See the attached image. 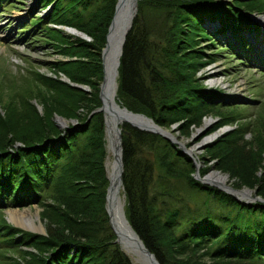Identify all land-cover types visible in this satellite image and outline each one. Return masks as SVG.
Returning <instances> with one entry per match:
<instances>
[{
  "label": "trees",
  "instance_id": "1",
  "mask_svg": "<svg viewBox=\"0 0 264 264\" xmlns=\"http://www.w3.org/2000/svg\"><path fill=\"white\" fill-rule=\"evenodd\" d=\"M36 1L46 12L25 30L63 55L47 66L90 90L29 70L26 83H36V98L46 102L49 96L40 90L54 91L53 105L45 103L40 113L24 98L14 109L0 101V257L8 264H135L110 225L106 126L103 112L93 113L102 106V51L118 0ZM255 12H264V0L138 1L120 57L117 102L163 128L178 124L185 134L217 112L219 126L235 128L208 143L210 157L201 158L215 160L213 166L234 179V188L252 189L261 198L240 200L201 182L195 178L196 155L124 123L126 217L161 264H264V116L253 122L246 120L245 108L224 110L225 94L199 75L219 34L234 39L225 50L248 58L245 49L252 50L253 41L247 31L255 30ZM212 23L219 24L216 31ZM57 115L76 122L61 127ZM247 131L252 142L244 137ZM206 171L199 168L201 176ZM33 203L43 207L46 233L4 218L5 206ZM11 250L20 256H7Z\"/></svg>",
  "mask_w": 264,
  "mask_h": 264
},
{
  "label": "rangeland",
  "instance_id": "2",
  "mask_svg": "<svg viewBox=\"0 0 264 264\" xmlns=\"http://www.w3.org/2000/svg\"><path fill=\"white\" fill-rule=\"evenodd\" d=\"M45 12L46 10L43 11V7L39 6L36 0H0V101L9 109L20 107L19 100L20 98H24L29 100L40 113H43L45 103L53 105L52 101L58 97V95H54V91L50 92L49 90L42 89L40 93L49 96L47 101H43V98H36V93H38L36 83L33 81L26 83V75L29 70L41 72L46 76L58 79L61 82L63 81V83L80 87L82 90H90L87 85L74 83L63 73L57 72L54 68L47 66V62L57 58H64L63 55L50 44L43 42V39L39 35H33L31 29L26 28L25 30L24 27L31 24L30 22L34 16L38 13L42 15ZM251 18V21L256 26L254 27L255 30L247 31V34L250 33L248 35L249 40L253 41L254 44L253 50H249L250 47L245 49L248 50L245 53L248 55L249 60L247 59L244 62L243 55H236L233 52L234 50H225L223 45L229 44V40L234 41V39L230 34H226L228 32L225 33L226 36L219 34L217 37L220 41L215 39L216 45L211 46V50H206V53L211 52L213 55L205 58L208 63L202 67L199 75L204 76V82L209 88L222 90V93L225 94L228 106L223 108L224 110L228 107L240 106L245 108L242 112L247 114L246 120H253V122L255 120L256 122L264 116V12L252 13ZM89 40H91L90 37ZM216 50L217 53H215ZM235 50L238 49L235 48ZM1 103L0 110H2L3 106ZM53 112V114H57L56 111ZM216 114L217 112H213L203 117L201 123L193 125L188 134L181 132L177 126L178 124H173L171 128L164 129L170 131L172 136L183 143L187 150L191 149V156L196 155L198 157L200 167L205 166L207 168V173L203 176L212 171H219V174L227 176L225 184L232 186L234 179H231L228 173L215 168L213 166L215 160L207 159L205 161L201 158L202 154L203 156L207 155L206 148L208 143L213 142L233 127L232 124L219 126V118ZM65 120L67 122L63 126L59 122L57 123L61 127H66L70 123L76 122L75 119ZM224 127H228V130L225 132ZM106 137L108 147V135ZM244 137L249 142L254 140V135L250 131L245 132ZM208 157L210 156L207 155ZM112 159L114 160V156L109 150L107 159L108 169ZM211 183L215 182L211 181ZM253 194L252 192V197ZM122 195L126 205V196H124L123 191ZM4 208L3 215L9 223L26 231L46 233L45 220L41 218L43 207L39 206V204L33 203L25 206L8 205ZM31 221L34 223L32 224ZM125 252L127 251L125 250ZM5 254L11 257L20 256L14 250L8 251ZM129 256L135 264H143L130 254ZM0 259L2 260L0 264H8L6 258L0 257Z\"/></svg>",
  "mask_w": 264,
  "mask_h": 264
},
{
  "label": "bare ground",
  "instance_id": "3",
  "mask_svg": "<svg viewBox=\"0 0 264 264\" xmlns=\"http://www.w3.org/2000/svg\"><path fill=\"white\" fill-rule=\"evenodd\" d=\"M121 13V12H120ZM131 17L128 16L125 22L123 23L118 18V22L113 26V30L109 36V42L108 46L105 49L104 52V61H105V69H106V82L103 89V98L104 102L106 104V110H107V123H108V133H109V144H110V152L114 156V160L112 159L111 164H109V175L112 177L113 181V187L112 191L110 192L109 197V206L112 211V220L115 224V227L120 235L121 244L129 253L131 256H133L137 261L143 263V264H153L152 259L150 256L146 255L144 251L142 250L140 246L139 239L136 237V235L133 233L132 229L129 226V223L127 222L125 216H124V207H125V201L122 195V184L120 179L118 178V166L119 162L118 159L115 158V156H119V150H118V135H117V127H120V125L126 121L131 120L135 121L134 118L129 116L127 112L123 109L118 108L117 104L115 103V92L116 90V83H114L112 77L114 75V72L118 69V61L120 58V50L123 42V38L125 35V31L128 29L131 23ZM71 33H74L73 31ZM73 35H79V33H74ZM213 83V82H212ZM110 106L109 110L108 107ZM60 124L65 125L66 120H60ZM141 121L143 124L147 127H152L153 123L147 119L142 118ZM63 122V123H62ZM199 162V161H198ZM108 165V162H107ZM200 166V165H199ZM207 181H213L215 184L220 185V187H227L230 185H226L227 182V176L221 175L216 171H212L209 174L206 175ZM235 195L238 197H243L242 194L238 191H234ZM31 220V219H30ZM29 221V220H28ZM27 221V222H28ZM33 224L34 222L31 221ZM42 228V227H41Z\"/></svg>",
  "mask_w": 264,
  "mask_h": 264
},
{
  "label": "water",
  "instance_id": "4",
  "mask_svg": "<svg viewBox=\"0 0 264 264\" xmlns=\"http://www.w3.org/2000/svg\"><path fill=\"white\" fill-rule=\"evenodd\" d=\"M138 1L139 0H118L117 1V4H116V10H115V14H114V17L112 19V22L110 24V27H109V31H108V34H107V42H106V46L104 47L103 51H102V63H103V71H104V78H103V82L101 84V88H100V99L102 101V106H100L98 109L94 110V112H103V115H104V121H105V126H106V136L108 135L109 137V133H108V121H107V110H106V104L104 102V96H103V89H104V85H105V82H106V69H105V61H104V52H105V49L106 47L108 46V42H109V36L112 32V28L113 26L116 24V22H118V18L120 19V21H122L123 23L125 22V20L127 19L128 16L131 17V23H130V26L128 27V29L125 31V35H124V38H123V42H122V46H121V50H120V56L122 55V52H123V45L125 43V40H126V36L129 32V30L131 29L132 27V24H133V20L138 12ZM121 12V13H120ZM68 33H71L72 31L74 33H79V36L83 37V38H86L89 40V37L77 30L76 28L74 27H68V26H64L63 27ZM74 33H71V34H74ZM118 69L114 72V75L112 77L114 83H116V90L114 89V92H115V103L117 104L118 108L120 107V109H123L127 112V114L129 116H131L132 118H134L135 121H131V120H126L124 121L120 127H117V135H118V150H119V156H115L116 159H118V162H119V166H118V171H119V174L117 175L118 178L120 179L121 181V184H122V188H124L123 186V172H124V163H123V137H122V134H123V127L122 125L124 123H129L131 124L132 126L134 127H137L139 129H142V130H147V131H150V132H153V133H157V134H161L163 135L164 137L170 139L172 142L174 143H177L183 150L184 152H186L187 154H191L192 150H187V148L185 147V145L181 142H179L176 137L172 136L171 132L164 129L163 127H161L160 125H158L151 117L145 115V114H142V113H136V112H133L131 110H129L128 108L126 107H123L121 106L117 100H116V93H117V88H118V81H117V77L119 75V66H120V58H119V61H118ZM68 79V78H67ZM69 80V79H68ZM108 107V110L110 108V106H107ZM144 118V119H147L149 121H151L153 123V126L152 127H147L143 124V122L141 121V119ZM60 120H64L65 119L62 117V116H59L57 115L56 116V121L59 122L60 124ZM63 123V122H62ZM62 125V124H60ZM228 127H224V132L227 131ZM235 127H231L230 129H234ZM107 138V137H106ZM107 149L110 150V144L108 145ZM108 150V151H109ZM191 156V155H190ZM193 157V156H192ZM107 165V163H106ZM199 163H196V172H195V178L200 180L201 182L205 183V184H208V185H211V186H215V187H218L224 191H226L227 193L231 194V195H235L234 191H238L242 194L243 197H238L236 196L238 199H242V198H249L250 200H256V199H260L259 197H252L251 194L252 192H254L252 189H249V188H241V189H236L234 188L233 186H227V187H220V185L218 184H215V183H211L207 180H204V178L206 179V175L205 176H201L200 173H199ZM219 172V171H218ZM107 174H108V179H109V185H108V188H107V193H106V210L108 212V215H109V219H110V225L113 229V231L115 232L116 236H117V239L116 241L119 243V245L124 249L123 245L121 244V239H120V235L115 227V224L112 220L113 218V214H112V211L110 209V206H109V197H110V192L112 191V187H113V184H112V177L109 175V172H108V165H107ZM124 196H125V193H124ZM124 212V216L127 220V222L129 223V226L130 228L132 229L133 233L136 235V237L139 239V242H140V246L142 248V250L144 251V253H146V255L150 256V258L152 259V263L153 264H161L159 262V260L157 259V257L155 256V254L153 252H151L146 246L145 244L143 243V241L141 240V238L139 237V235L136 233V231L133 229L132 225L130 224L129 220L127 219L126 217V213H125V210L123 211Z\"/></svg>",
  "mask_w": 264,
  "mask_h": 264
}]
</instances>
